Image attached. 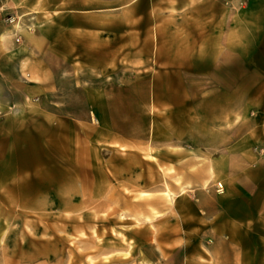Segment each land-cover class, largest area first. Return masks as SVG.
<instances>
[{
    "label": "crops",
    "instance_id": "crops-1",
    "mask_svg": "<svg viewBox=\"0 0 264 264\" xmlns=\"http://www.w3.org/2000/svg\"><path fill=\"white\" fill-rule=\"evenodd\" d=\"M20 165L168 198L140 264H264V0H0V231Z\"/></svg>",
    "mask_w": 264,
    "mask_h": 264
},
{
    "label": "rangeland",
    "instance_id": "rangeland-1",
    "mask_svg": "<svg viewBox=\"0 0 264 264\" xmlns=\"http://www.w3.org/2000/svg\"><path fill=\"white\" fill-rule=\"evenodd\" d=\"M28 168L20 165L19 191L3 199L0 264H140L137 237L145 223L159 217L156 205L171 204L168 198L146 191H128L134 196L124 197L100 181L105 191L97 192L98 182L87 180L104 176L94 172L96 166L64 168L82 169L78 177L83 181H66L69 175L62 181V167H51L50 175L44 165L30 173ZM78 189L80 195H75ZM215 189L222 194L223 183L217 182ZM128 238L131 243L123 242ZM229 250L239 252L234 246Z\"/></svg>",
    "mask_w": 264,
    "mask_h": 264
},
{
    "label": "built area",
    "instance_id": "built-area-1",
    "mask_svg": "<svg viewBox=\"0 0 264 264\" xmlns=\"http://www.w3.org/2000/svg\"><path fill=\"white\" fill-rule=\"evenodd\" d=\"M6 20H7V21L10 23V22H12V21H13V17H11V16H8ZM220 186H221V184H220Z\"/></svg>",
    "mask_w": 264,
    "mask_h": 264
}]
</instances>
